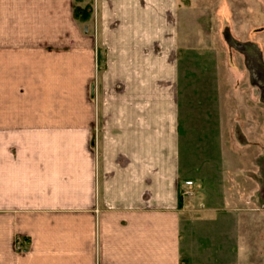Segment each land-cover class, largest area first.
Here are the masks:
<instances>
[{
  "label": "crops",
  "instance_id": "crops-1",
  "mask_svg": "<svg viewBox=\"0 0 264 264\" xmlns=\"http://www.w3.org/2000/svg\"><path fill=\"white\" fill-rule=\"evenodd\" d=\"M174 2L91 0L83 25L0 0V264H190V226L217 225L264 151L239 121L264 120V64L189 79Z\"/></svg>",
  "mask_w": 264,
  "mask_h": 264
},
{
  "label": "rangeland",
  "instance_id": "rangeland-1",
  "mask_svg": "<svg viewBox=\"0 0 264 264\" xmlns=\"http://www.w3.org/2000/svg\"><path fill=\"white\" fill-rule=\"evenodd\" d=\"M88 3L91 0L81 4ZM174 4V49L179 51L175 60L189 68V79L212 78L214 66L222 78L229 77L232 69L238 78L249 79L251 67L246 62L250 63L241 54L246 49L264 64V0H175ZM245 99L239 97V107ZM239 121L245 129L264 123L261 117ZM255 136L250 139L253 143ZM253 153V166L243 167L229 189L230 204L212 201L222 210L217 225L206 220L200 227L196 222L190 226V264H264V151ZM197 218V213L191 214L189 220Z\"/></svg>",
  "mask_w": 264,
  "mask_h": 264
},
{
  "label": "trees",
  "instance_id": "trees-1",
  "mask_svg": "<svg viewBox=\"0 0 264 264\" xmlns=\"http://www.w3.org/2000/svg\"><path fill=\"white\" fill-rule=\"evenodd\" d=\"M83 0H74L73 17L79 23L85 25L91 17V3L82 5Z\"/></svg>",
  "mask_w": 264,
  "mask_h": 264
},
{
  "label": "bare ground",
  "instance_id": "bare-ground-1",
  "mask_svg": "<svg viewBox=\"0 0 264 264\" xmlns=\"http://www.w3.org/2000/svg\"><path fill=\"white\" fill-rule=\"evenodd\" d=\"M243 53L245 54V56L249 59V61H253V59H256V56L254 53H252L251 50H245L243 51Z\"/></svg>",
  "mask_w": 264,
  "mask_h": 264
},
{
  "label": "built area",
  "instance_id": "built-area-1",
  "mask_svg": "<svg viewBox=\"0 0 264 264\" xmlns=\"http://www.w3.org/2000/svg\"><path fill=\"white\" fill-rule=\"evenodd\" d=\"M185 185L189 186V185H191V182H186ZM182 196H184V197L189 196V193L188 192H182Z\"/></svg>",
  "mask_w": 264,
  "mask_h": 264
}]
</instances>
